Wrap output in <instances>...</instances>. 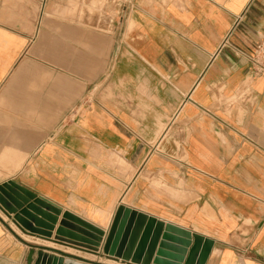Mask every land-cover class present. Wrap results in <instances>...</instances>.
<instances>
[{"label": "crops", "instance_id": "0c3cea01", "mask_svg": "<svg viewBox=\"0 0 264 264\" xmlns=\"http://www.w3.org/2000/svg\"><path fill=\"white\" fill-rule=\"evenodd\" d=\"M97 1L0 0V186L104 232L94 255L0 211V260L127 264L101 255L124 206L213 241L205 264H264V0Z\"/></svg>", "mask_w": 264, "mask_h": 264}, {"label": "water", "instance_id": "95a60500", "mask_svg": "<svg viewBox=\"0 0 264 264\" xmlns=\"http://www.w3.org/2000/svg\"><path fill=\"white\" fill-rule=\"evenodd\" d=\"M30 202L33 203L29 205ZM27 205L26 209L33 215L21 210ZM0 211L28 236L72 245L99 255L98 248L104 236L102 230L69 212L61 213L13 182L0 186ZM59 215L61 221L52 238L51 232ZM23 243L29 248L26 264H89L50 248ZM212 247L213 241L207 238L119 206L106 233L101 255L127 264H205Z\"/></svg>", "mask_w": 264, "mask_h": 264}, {"label": "built area", "instance_id": "2783aa9c", "mask_svg": "<svg viewBox=\"0 0 264 264\" xmlns=\"http://www.w3.org/2000/svg\"><path fill=\"white\" fill-rule=\"evenodd\" d=\"M245 57L249 76L252 78L264 76V43H258L253 53Z\"/></svg>", "mask_w": 264, "mask_h": 264}, {"label": "rangeland", "instance_id": "374dc122", "mask_svg": "<svg viewBox=\"0 0 264 264\" xmlns=\"http://www.w3.org/2000/svg\"><path fill=\"white\" fill-rule=\"evenodd\" d=\"M90 5H87V0H85V5L88 6L86 10L91 14H97V9L101 6V2H98L97 0H89ZM0 264H5L4 260H0Z\"/></svg>", "mask_w": 264, "mask_h": 264}]
</instances>
